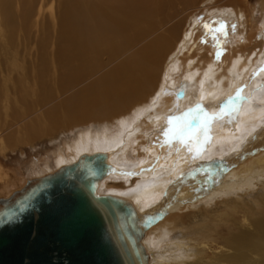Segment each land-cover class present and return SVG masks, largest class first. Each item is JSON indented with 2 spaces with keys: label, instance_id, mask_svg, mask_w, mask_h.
<instances>
[{
  "label": "bare ground",
  "instance_id": "bare-ground-1",
  "mask_svg": "<svg viewBox=\"0 0 264 264\" xmlns=\"http://www.w3.org/2000/svg\"><path fill=\"white\" fill-rule=\"evenodd\" d=\"M248 1L57 0L54 12L53 0H0V75L34 27L36 58L18 83L33 79L21 92L39 96L9 119L4 110L0 147L53 142L16 169L0 162V196L104 152L95 193L131 204L145 264H264V0L251 12ZM234 16L233 39L212 48L211 25ZM97 73L54 105V83ZM209 99L224 107L199 112Z\"/></svg>",
  "mask_w": 264,
  "mask_h": 264
},
{
  "label": "water",
  "instance_id": "water-1",
  "mask_svg": "<svg viewBox=\"0 0 264 264\" xmlns=\"http://www.w3.org/2000/svg\"><path fill=\"white\" fill-rule=\"evenodd\" d=\"M108 165L82 153L0 196V264H145L131 204L95 193Z\"/></svg>",
  "mask_w": 264,
  "mask_h": 264
},
{
  "label": "rangeland",
  "instance_id": "rangeland-1",
  "mask_svg": "<svg viewBox=\"0 0 264 264\" xmlns=\"http://www.w3.org/2000/svg\"><path fill=\"white\" fill-rule=\"evenodd\" d=\"M257 2H259V0L248 1L247 6L249 12L252 11L253 6H257ZM56 10H57V0H53V11L56 12ZM43 13H45L44 17L46 18V13H47L46 4L43 7ZM47 20L48 19L46 18L45 21L47 22ZM221 23L222 26L220 27H215L214 25L213 26L211 25L210 27L211 34L207 36L208 38L207 42L212 48H214L218 42L220 44L229 43L233 39L234 35L237 33L235 30L236 29L235 16L233 18L227 19V21L222 20ZM35 38H36V33L34 32V27H32L31 34L25 41H21V44L19 46L15 44V46L9 47V59L6 60L4 64H2L4 67L3 70L4 72L1 73L0 79H1V84L6 86V92L0 94V109H2L0 110L1 124L4 118L3 117L4 110H6V112L8 113L5 114L8 115L7 119H9L14 115V111L21 110L22 108L27 107L29 105L32 106L34 104L33 102L38 100L37 99V97H39L37 95L38 93L26 94L21 92L22 87H24L27 84H28V88L31 87V91L34 90L35 85L33 79L25 78V80L23 81L24 84L22 86L21 84L18 83L19 74L22 68L28 67L30 62L36 58L35 54H37V46H36ZM51 39L52 38L50 36L47 40L48 41L47 48H50V45L52 44V42L50 41ZM55 40H56V31L54 32V51L57 45ZM60 71L61 70H58V72ZM179 73L180 72L178 73L176 72V75L178 77H179ZM98 74L99 73L95 74L92 77H89L86 81H83L78 85L67 87L66 89H63V91L58 88V85L56 83H54V88H53L54 105H57L60 101H63L69 96H71L76 90H78L81 86L85 85L87 82H89V80H91ZM28 76H30V74ZM51 87L52 86H49L48 88L51 90L52 89ZM11 105L15 107L14 110H12ZM10 106L11 108H9ZM216 106H219L220 108L224 107V100L222 99L206 100L204 101V103H202L199 112L209 113V111L212 108H215ZM54 109L55 111L58 110L59 113L61 112V109L58 106H56ZM47 137H48L47 135L43 134V135L35 136V138H32L30 140H25L23 142L17 140L16 144H18V146L14 147L13 149L9 148L8 145L0 147L1 164L4 166L6 165V167L9 168V170L16 169V167L19 165L20 166L25 165V162L29 161L30 159L41 157V155L50 151V149L53 147V142L49 141ZM62 138L63 135L59 134L58 138L54 140V143H56ZM128 154L130 156H134L135 152L128 150ZM3 194L5 193L2 192L0 195ZM199 208H200V204L191 208H183L182 213L192 212V211L197 212ZM174 234H179V232L175 231Z\"/></svg>",
  "mask_w": 264,
  "mask_h": 264
}]
</instances>
